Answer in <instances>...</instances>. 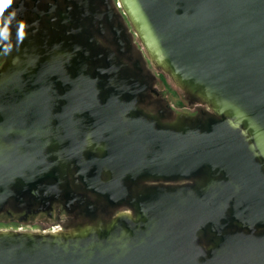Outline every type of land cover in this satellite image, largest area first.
Listing matches in <instances>:
<instances>
[{"label": "water", "instance_id": "obj_1", "mask_svg": "<svg viewBox=\"0 0 264 264\" xmlns=\"http://www.w3.org/2000/svg\"><path fill=\"white\" fill-rule=\"evenodd\" d=\"M71 1L0 70V211L71 179L110 200L139 178L207 180L156 189L136 217L2 230L0 264H264V0H118L153 64L216 115L173 124L141 107L147 83L101 45L97 9Z\"/></svg>", "mask_w": 264, "mask_h": 264}, {"label": "flooded vegetation", "instance_id": "obj_2", "mask_svg": "<svg viewBox=\"0 0 264 264\" xmlns=\"http://www.w3.org/2000/svg\"><path fill=\"white\" fill-rule=\"evenodd\" d=\"M100 16L94 30L96 37L106 48L114 51L126 64L137 71L147 83L146 97L141 107L166 124L175 123L182 114L199 115L203 119L216 116L206 104L197 105L196 112L172 109L164 96L162 80L154 72V65L143 52L138 36L118 0H89ZM74 8L71 0H0V70L19 49L23 34L32 25L48 24L60 12ZM154 66V67H153ZM196 96L190 95L191 101ZM208 169L190 179L172 181L139 178L124 184V193L117 200H110L93 191L78 190L71 179L75 193L61 192L58 198L47 202L41 195L26 192L8 199L0 211V226L11 230H63L73 231L84 225L100 221L111 223L119 215L127 213L136 217L138 202L158 188L175 189L194 186L207 180ZM106 179V178H104ZM49 223V225H46ZM32 225V226H31ZM210 231L200 233L205 244L210 243Z\"/></svg>", "mask_w": 264, "mask_h": 264}, {"label": "rangeland", "instance_id": "obj_3", "mask_svg": "<svg viewBox=\"0 0 264 264\" xmlns=\"http://www.w3.org/2000/svg\"><path fill=\"white\" fill-rule=\"evenodd\" d=\"M137 41L139 42L140 48L148 56V53L145 50L140 39H137ZM154 68L155 74L159 79L162 80V87H164L162 92L164 93V96H166V100L169 103L170 107L176 111H180L181 113L196 112L197 105L202 104L201 101H191L189 92H187L183 87H181L175 79H173L170 75L165 73L163 70L157 68L156 66ZM46 225H49V223H46ZM2 230L9 229L7 227L0 226V231Z\"/></svg>", "mask_w": 264, "mask_h": 264}, {"label": "built area", "instance_id": "obj_4", "mask_svg": "<svg viewBox=\"0 0 264 264\" xmlns=\"http://www.w3.org/2000/svg\"><path fill=\"white\" fill-rule=\"evenodd\" d=\"M118 5H119V3H118ZM120 6V5H119ZM45 231H50L49 229H47V230H45Z\"/></svg>", "mask_w": 264, "mask_h": 264}]
</instances>
